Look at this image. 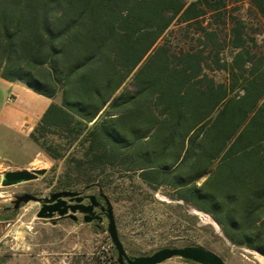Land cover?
Instances as JSON below:
<instances>
[{
	"label": "trees",
	"instance_id": "1",
	"mask_svg": "<svg viewBox=\"0 0 264 264\" xmlns=\"http://www.w3.org/2000/svg\"><path fill=\"white\" fill-rule=\"evenodd\" d=\"M232 1L0 0V79L52 100L30 138L62 180L137 176L264 256V50Z\"/></svg>",
	"mask_w": 264,
	"mask_h": 264
},
{
	"label": "rangeland",
	"instance_id": "2",
	"mask_svg": "<svg viewBox=\"0 0 264 264\" xmlns=\"http://www.w3.org/2000/svg\"><path fill=\"white\" fill-rule=\"evenodd\" d=\"M225 11L227 28L234 19L243 20L248 34L255 37L260 50H264V19L252 0L229 2ZM213 16L209 13L204 24H221ZM195 28L196 25L190 35ZM11 91V86L0 79V112L6 104H12L9 102L14 98ZM33 99L34 108L39 111L47 103L46 100L37 102L34 96ZM28 142L24 139L22 151L17 148L16 153L6 158L8 161H0V175L16 170L43 169L46 174L15 186H0V264H118L107 224L95 228L81 220L53 223L38 218L39 205L35 202L3 217L5 206L24 193L47 196L57 190L88 194L100 191L83 181L62 180L64 161L50 158L36 143L27 149L24 145ZM108 183L101 192L112 203L117 231L128 255L149 256L164 248L200 246L220 256L225 264H264L263 255L229 243L209 216L170 200L163 190L150 191L141 185L137 176L121 178L115 174ZM162 264L196 263L172 258Z\"/></svg>",
	"mask_w": 264,
	"mask_h": 264
},
{
	"label": "water",
	"instance_id": "3",
	"mask_svg": "<svg viewBox=\"0 0 264 264\" xmlns=\"http://www.w3.org/2000/svg\"><path fill=\"white\" fill-rule=\"evenodd\" d=\"M46 174V170H16L6 172L2 176L0 175V186L10 187L21 183L30 182L38 179ZM73 193H63L57 196H74ZM54 200V198H53ZM81 199H78L80 201ZM31 201H38V198L32 195H23L17 197L15 201L14 210H17L20 204H28ZM45 209H42L38 213V218L51 217L52 212L48 215H44ZM75 212V210H73ZM109 224L107 231L110 235L112 243L117 251L118 264H162L172 258H180L188 260L196 264H225L224 260L215 254L214 252L207 250L200 246H187L183 248H164L149 256L129 257L126 253L123 243L120 240L114 215L112 212V206L108 203ZM87 221V220H86Z\"/></svg>",
	"mask_w": 264,
	"mask_h": 264
},
{
	"label": "crops",
	"instance_id": "4",
	"mask_svg": "<svg viewBox=\"0 0 264 264\" xmlns=\"http://www.w3.org/2000/svg\"><path fill=\"white\" fill-rule=\"evenodd\" d=\"M3 81L11 86V96L14 97L9 100L12 104H6L0 112V161H8L6 158H9L8 156L11 153H16L17 148L22 151L24 139L29 141L24 145L27 149L34 145L30 134L39 123L52 100L32 92L20 83ZM33 96L36 97L37 100H35L37 102L39 100L40 102H43V100L47 101L42 110L39 111L34 108L35 101ZM177 202L183 204L181 201ZM191 209L200 212L194 208ZM214 224L218 227L215 222Z\"/></svg>",
	"mask_w": 264,
	"mask_h": 264
},
{
	"label": "flooded vegetation",
	"instance_id": "5",
	"mask_svg": "<svg viewBox=\"0 0 264 264\" xmlns=\"http://www.w3.org/2000/svg\"><path fill=\"white\" fill-rule=\"evenodd\" d=\"M63 193H73L75 195L68 197L57 196L58 194ZM23 195H32L38 198V201H31L39 205L38 213L42 209H45V216L52 212L51 217H43L40 219H48L53 223H58L61 220H71L73 222H79L81 220L83 223L92 225L95 228H102L103 225L109 224L108 203H110L111 206L112 203L101 191L97 194H88L86 192H76L72 190H57L49 193L47 196L24 193L15 196V198L11 201V205L4 208L6 213L3 217H6L13 211H18L26 205L22 203L17 210H14L17 197ZM78 199L81 200L78 201ZM73 210H75V212H73ZM128 256L133 257L130 255Z\"/></svg>",
	"mask_w": 264,
	"mask_h": 264
},
{
	"label": "built area",
	"instance_id": "6",
	"mask_svg": "<svg viewBox=\"0 0 264 264\" xmlns=\"http://www.w3.org/2000/svg\"><path fill=\"white\" fill-rule=\"evenodd\" d=\"M0 229H1V225H0Z\"/></svg>",
	"mask_w": 264,
	"mask_h": 264
}]
</instances>
